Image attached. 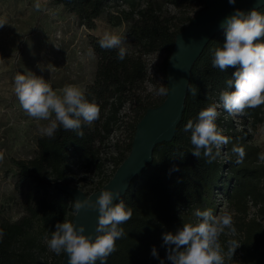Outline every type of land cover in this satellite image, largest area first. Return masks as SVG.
I'll list each match as a JSON object with an SVG mask.
<instances>
[{
  "label": "trees",
  "instance_id": "1",
  "mask_svg": "<svg viewBox=\"0 0 264 264\" xmlns=\"http://www.w3.org/2000/svg\"><path fill=\"white\" fill-rule=\"evenodd\" d=\"M54 1L77 16L80 24L88 29L94 28L95 20L102 15H106L108 22L114 25L127 23V35L135 50L126 53L124 60L120 61L117 48L102 49L100 37L89 36L97 65L94 80L85 88L84 94L89 102L99 106L100 118L90 125L82 121V137L60 127L54 138L39 136L36 139V151L31 158L12 159L15 167L13 186L21 198L24 213L15 221L0 224L4 233L0 239V264H50L39 255V251L47 248L44 237L51 238L57 222L72 221L73 215L69 213L75 211L72 197L60 190L56 183L73 185L77 171L102 173L105 164L111 160L115 162L116 170L126 158L135 125L150 107L140 94L147 76L143 56L156 51L170 55L175 35L193 18L179 21L181 26H178L174 21L176 16L165 6L179 7L183 1L205 4L202 0ZM256 10L264 13V6ZM224 39L222 29L210 39L194 62L190 71V89H187L182 118L174 137L155 146L152 161L117 199L116 203L123 201L127 208H131L132 216L120 225L125 235L116 241L117 250L107 258L106 264H160V260L171 264L167 259L168 246L163 242V235L175 233L184 223H198L199 218L194 215L196 209H211L215 215L218 206L216 194H221L228 206L240 215L236 223L241 233L240 247L237 248L239 257L236 260L234 256L225 259V264H264V221L246 217L250 200L259 205L257 215L264 220V163L258 160L260 148L250 143L247 129H237L230 118L218 117V128L224 126L222 134L231 138L224 145L228 157L222 160L219 156L209 164L203 154L199 159L192 155L191 133L183 130L190 119L195 122L202 109L214 104L222 91L235 90L234 87L228 88L226 83L235 69L222 72L211 64L213 50L221 47ZM258 42H264V38ZM135 105L137 117L132 125L127 153L117 158L102 153L105 141L121 119V109ZM246 113L244 120L254 124L264 121V105L246 109ZM233 145L245 149L246 156L241 164L235 163L237 157L231 151ZM180 153H184L183 158ZM174 166L179 170L173 171ZM112 175L106 177L103 184ZM153 247L158 258L152 255ZM63 254L51 264H60Z\"/></svg>",
  "mask_w": 264,
  "mask_h": 264
},
{
  "label": "clouds",
  "instance_id": "2",
  "mask_svg": "<svg viewBox=\"0 0 264 264\" xmlns=\"http://www.w3.org/2000/svg\"><path fill=\"white\" fill-rule=\"evenodd\" d=\"M228 3L234 5L236 0H228ZM36 8L39 9V4ZM5 24L8 23L0 19V28ZM221 27L225 39L221 47L213 50L211 64L222 72L229 68L235 69L226 81L228 88L234 87L235 90L222 91L219 104L202 109L196 121L190 119L183 129L191 133L192 155L199 159L203 154L209 164L216 161L221 155V147L231 139L223 135V130L216 124L219 116L217 108L222 107L230 115L244 116L247 114L246 109L264 105V42H258L264 38V13L256 8L247 13L235 9L225 18ZM121 44V37L109 32H105L99 40L102 49L118 48L117 58L123 61L126 49ZM169 59L171 61L172 56ZM187 88L190 89L189 84ZM14 92L30 118L49 121L47 126L39 128L41 135L48 138H54L60 127L82 137V121L90 125L100 118L99 106L89 102L77 85L67 84L53 90L43 78L17 74L14 77ZM169 92V86L161 85L154 90V95L168 96ZM231 151L237 157L235 163H243L245 149L233 145ZM183 155L179 154L181 158ZM258 160L264 162V152L258 154ZM172 170L178 171L179 168L174 166ZM117 196L118 192L106 188L94 201L77 198L72 203L77 215L84 208L99 213L95 237L85 234L84 225L77 226L74 221L64 220L56 223L51 238L47 235L44 237L48 249L56 255L64 253L67 264H96L97 261L106 264L107 258L117 250L116 241L125 235L120 225L132 216L131 208H127L123 201L114 203ZM194 215L199 218L198 223H184L175 233L163 235V242L168 246L167 259L171 264H225V256L232 258L240 247L237 240L231 239L227 242L228 251L225 253L219 241L226 229L231 235L236 234L232 216L227 212L213 215L211 209H196ZM3 236V230H0V239ZM152 255L158 258L155 247ZM160 264H164V261L160 260Z\"/></svg>",
  "mask_w": 264,
  "mask_h": 264
},
{
  "label": "rangeland",
  "instance_id": "3",
  "mask_svg": "<svg viewBox=\"0 0 264 264\" xmlns=\"http://www.w3.org/2000/svg\"><path fill=\"white\" fill-rule=\"evenodd\" d=\"M37 4L39 9L36 8ZM201 8H205V4L185 1L179 7L165 6V9L176 16L174 21L178 23V26H181L179 21L193 17ZM112 10L115 9L112 8ZM0 19L8 23L0 28L1 224L4 221H15L24 213L21 198L13 186L15 167L12 159L31 158L36 151V139L42 136L39 128L49 123V121H37L30 118L22 109L14 92L15 75H35L43 78L53 90L72 84L84 91L93 82L97 65L96 55L92 54L89 36L101 38L105 32H109L121 37V47L126 49V53H133L135 47L127 35V23L114 25L108 22L106 15H102L95 20L94 28L88 29L80 24L77 16L54 0H0ZM186 23L187 21H184V24ZM168 57L169 54L164 51L143 56L147 76L140 94L143 101L150 107L159 104L165 97L155 96L154 90L161 85H167L165 67ZM214 104H219V97L215 99ZM137 110L136 105L132 108L124 106L121 109V119L112 135L105 141L102 153L106 152L108 156L114 158L127 153L126 148L131 142L132 125L137 117ZM217 111L218 117L233 120L237 129H247L250 143L264 152V121L254 124L250 120H244L243 116L228 114L222 107H218ZM103 112L106 113L107 110ZM221 129L223 130L224 126ZM227 157L228 154L223 145L220 158L224 160ZM114 170L115 162L111 160L105 164L102 173L99 174L94 170L77 171V180L73 185L86 194H90L99 184H103L106 177L113 174ZM216 201L218 206L215 215L229 213L236 228L240 215L228 206L221 194H216ZM247 205V219L255 218L258 221H264L257 215L259 205H255L250 200ZM74 213L75 211L72 210L69 215L72 216ZM240 237L241 233L237 228L234 236L226 229L219 238L224 252L228 251L229 240L235 239L239 242ZM39 253L41 259H47L50 264L59 256L51 252L48 247ZM233 256L234 260L238 259L237 249ZM225 259L232 258L225 256Z\"/></svg>",
  "mask_w": 264,
  "mask_h": 264
},
{
  "label": "water",
  "instance_id": "4",
  "mask_svg": "<svg viewBox=\"0 0 264 264\" xmlns=\"http://www.w3.org/2000/svg\"><path fill=\"white\" fill-rule=\"evenodd\" d=\"M202 1L205 3V8L197 12L190 23L175 35L174 45L165 67L166 86L170 88L169 95L165 96L159 105L147 108L136 123L130 151L116 168L112 177L90 194H86L72 184L56 183V186L67 192L73 201L77 198H88L94 201L106 188L119 193L114 203L125 194L133 178L152 161L155 146L170 141L174 137L184 110L191 68L210 39L223 29L222 22L235 9H241L247 13L253 8L258 9L264 6V0H236L234 5L229 4L228 0ZM98 216L97 210L84 208L78 215L76 212L73 214L72 221L77 226L84 225L85 234L94 238ZM60 264H67L65 254Z\"/></svg>",
  "mask_w": 264,
  "mask_h": 264
}]
</instances>
